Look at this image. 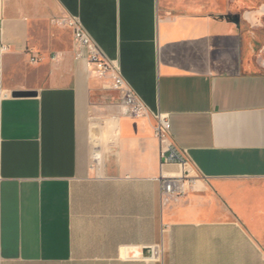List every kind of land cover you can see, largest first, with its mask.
I'll use <instances>...</instances> for the list:
<instances>
[{
    "label": "crops",
    "instance_id": "1",
    "mask_svg": "<svg viewBox=\"0 0 264 264\" xmlns=\"http://www.w3.org/2000/svg\"><path fill=\"white\" fill-rule=\"evenodd\" d=\"M65 14L149 113L76 59ZM159 112L207 182L187 196L162 193L182 169ZM261 230L264 0H0V264H264Z\"/></svg>",
    "mask_w": 264,
    "mask_h": 264
},
{
    "label": "built area",
    "instance_id": "2",
    "mask_svg": "<svg viewBox=\"0 0 264 264\" xmlns=\"http://www.w3.org/2000/svg\"><path fill=\"white\" fill-rule=\"evenodd\" d=\"M60 27L69 28L73 33L76 59H83L87 67L101 79L107 80V87L122 93L123 104L133 116H144L150 112L141 97L124 78L118 61L107 56L99 43L86 29L77 15L65 14L52 19ZM5 46L2 50H6ZM38 57L31 55V61L36 62ZM156 120L155 135L160 142V153L163 164H176L182 169L180 175L161 177V190L166 196H184L198 188L200 176L191 169L190 161L184 151L180 150L172 139L171 122L166 114H153ZM158 255V251H154Z\"/></svg>",
    "mask_w": 264,
    "mask_h": 264
},
{
    "label": "water",
    "instance_id": "3",
    "mask_svg": "<svg viewBox=\"0 0 264 264\" xmlns=\"http://www.w3.org/2000/svg\"><path fill=\"white\" fill-rule=\"evenodd\" d=\"M36 91H30V90H16L13 92V96L15 97H23V96H33L36 95Z\"/></svg>",
    "mask_w": 264,
    "mask_h": 264
},
{
    "label": "rangeland",
    "instance_id": "4",
    "mask_svg": "<svg viewBox=\"0 0 264 264\" xmlns=\"http://www.w3.org/2000/svg\"><path fill=\"white\" fill-rule=\"evenodd\" d=\"M204 183H207L206 181H203V180H201V178H199L198 179V188H203L204 187ZM197 188V189H198ZM196 189V190H197ZM195 190V191H196ZM191 192H194V191H190V192H188L186 195H184V196H187L189 193H191ZM181 197V196H180ZM262 231V233H263V237H264V230H261ZM263 247H264V245H263Z\"/></svg>",
    "mask_w": 264,
    "mask_h": 264
}]
</instances>
